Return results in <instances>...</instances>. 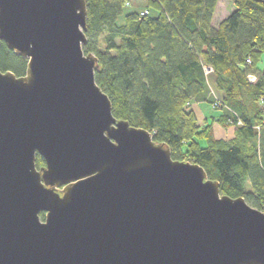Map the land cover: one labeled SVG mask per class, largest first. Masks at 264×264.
Listing matches in <instances>:
<instances>
[{
	"label": "water",
	"instance_id": "1",
	"mask_svg": "<svg viewBox=\"0 0 264 264\" xmlns=\"http://www.w3.org/2000/svg\"><path fill=\"white\" fill-rule=\"evenodd\" d=\"M87 19V0H0L28 61L0 70V264H264V211L115 118Z\"/></svg>",
	"mask_w": 264,
	"mask_h": 264
},
{
	"label": "trees",
	"instance_id": "2",
	"mask_svg": "<svg viewBox=\"0 0 264 264\" xmlns=\"http://www.w3.org/2000/svg\"><path fill=\"white\" fill-rule=\"evenodd\" d=\"M219 1L150 0L152 16L151 7L125 15L129 0H87L83 50L99 60L95 79L115 118L150 131L174 160L202 166L223 195L264 211V0H231L234 11L214 27ZM27 62L0 40L2 72L24 76ZM204 102H221L215 121L235 129L231 140L215 137L214 120L199 124L191 106ZM36 163L46 165L40 155Z\"/></svg>",
	"mask_w": 264,
	"mask_h": 264
},
{
	"label": "rangeland",
	"instance_id": "3",
	"mask_svg": "<svg viewBox=\"0 0 264 264\" xmlns=\"http://www.w3.org/2000/svg\"><path fill=\"white\" fill-rule=\"evenodd\" d=\"M151 2L150 0H129V5L128 7L125 9V15L132 12V11H138V12H145V9L150 8ZM234 10V4L231 0H221V2L219 3L218 6V10L216 13V17H215V22L214 25H216L217 27L219 26V24L226 19L231 12ZM151 15L152 16H157L158 15V11L154 8L151 7L150 9ZM124 21V15L120 16L119 18V24H122ZM103 44H102V48H103ZM259 70L264 71V56L261 59V62L259 64ZM208 74V81H209V86L211 88V94L214 98V100L219 101L218 97H219V93L216 90L215 87V79L213 78L212 75V71H210ZM202 107H204V109L206 108V115L207 118L203 120V118L201 117L202 115L199 114V111L201 112L198 106V103H192L191 108L195 111L197 117H198V122L200 125H204V123L207 121L208 123H212V120H214L213 122V130H214V135L217 139H225V140H231L234 136H235V129L233 127L230 128H224L221 125H219L215 119H218L222 112L219 110L221 109V102H216L213 105L209 104V103H202ZM202 114V113H201ZM249 182H247V188H249Z\"/></svg>",
	"mask_w": 264,
	"mask_h": 264
},
{
	"label": "crops",
	"instance_id": "4",
	"mask_svg": "<svg viewBox=\"0 0 264 264\" xmlns=\"http://www.w3.org/2000/svg\"><path fill=\"white\" fill-rule=\"evenodd\" d=\"M221 2V0L219 1V3ZM218 6H219V4H218ZM217 10H218V7H217ZM217 10H216V13H217ZM234 11V10H233ZM232 11V12H233ZM216 13H215V16H214V20H213V26L214 27H217L216 25H214V22H215V17H216ZM202 103H198V106H199V108L198 109H200L201 110V112L199 111V114L200 115H202L201 117L203 118V120L204 119H206L207 118V115H206V108L204 109V107H202ZM202 113V114H201Z\"/></svg>",
	"mask_w": 264,
	"mask_h": 264
},
{
	"label": "built area",
	"instance_id": "5",
	"mask_svg": "<svg viewBox=\"0 0 264 264\" xmlns=\"http://www.w3.org/2000/svg\"><path fill=\"white\" fill-rule=\"evenodd\" d=\"M149 14V11L148 10H145V12H143V15H148ZM210 71H208L207 73H209ZM250 81L251 82H254L255 81V78L254 77H250Z\"/></svg>",
	"mask_w": 264,
	"mask_h": 264
}]
</instances>
